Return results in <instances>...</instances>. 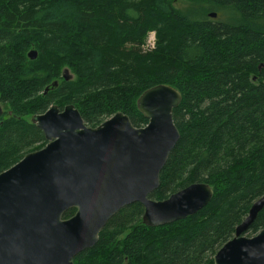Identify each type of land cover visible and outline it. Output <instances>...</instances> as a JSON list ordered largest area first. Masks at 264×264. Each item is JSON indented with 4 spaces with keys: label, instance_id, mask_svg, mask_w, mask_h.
<instances>
[{
    "label": "trees",
    "instance_id": "16d2710c",
    "mask_svg": "<svg viewBox=\"0 0 264 264\" xmlns=\"http://www.w3.org/2000/svg\"><path fill=\"white\" fill-rule=\"evenodd\" d=\"M65 68L73 78L61 79ZM162 83L181 94L179 139L149 197L194 182L213 195L159 226L142 222L140 203L125 206L73 264H214L264 195V0H0V101L11 112L0 118V172L45 144L30 117L52 104H73L89 126L121 111L140 127L136 99ZM263 228L264 206L245 234Z\"/></svg>",
    "mask_w": 264,
    "mask_h": 264
},
{
    "label": "water",
    "instance_id": "95a60500",
    "mask_svg": "<svg viewBox=\"0 0 264 264\" xmlns=\"http://www.w3.org/2000/svg\"><path fill=\"white\" fill-rule=\"evenodd\" d=\"M27 56L32 60L37 51L30 49ZM180 101V92L169 84L147 88L136 99L147 119L140 127L121 111L88 127L72 104L62 110L54 104L32 115L46 143L0 172V264H73L96 244L107 221L135 202L143 206L147 226L185 219L206 206L213 190L203 182L163 200L149 197L179 139L172 111ZM263 206L264 195L218 248L214 264H264V228L245 235ZM73 208L75 213L64 218Z\"/></svg>",
    "mask_w": 264,
    "mask_h": 264
},
{
    "label": "flooded vegetation",
    "instance_id": "af4514ba",
    "mask_svg": "<svg viewBox=\"0 0 264 264\" xmlns=\"http://www.w3.org/2000/svg\"><path fill=\"white\" fill-rule=\"evenodd\" d=\"M64 70H67V72H68L67 75L70 76L67 80L73 78V74H72L68 69L65 68V69H63L62 72H61V76H62V79H63V80H66V79H64V76H63V75H64ZM57 84H58V81H57ZM54 86H56V85H54ZM45 88H46V87H45ZM47 90H48V89H47ZM44 91H45V89H44ZM44 91H43V93L45 94L47 91H46V92H44ZM0 105H1V107H2V109H3V113H2V115L0 116V118H4V117L6 116V114H7V115H10V114H11V112H10L9 110H7V109L4 107V104H3L1 101H0ZM52 105H54V104H52ZM55 105H57V104H55ZM67 105H68V104H67ZM72 105H73V104H72ZM57 106H58V105H57ZM64 106H66V105H64ZM64 106H62V107L58 106V107H59V109L62 110V109L64 108ZM73 106H74V105H73ZM74 107H75V106H74ZM75 108H76V107H75ZM76 109H77V108H76ZM77 110H78V109H77ZM78 111H79V110H78ZM44 112H45V111H44ZM44 112H43V113H44ZM79 113H80V112H79ZM39 114H41V113H39ZM80 115H81V114H80ZM111 116H112V115H111ZM111 116H110V117H111ZM81 117H82V116H81ZM30 118H31V117H30ZM108 118H109V117H108ZM108 118H106V119H108ZM82 119H83V117H82ZM106 119H105V120H106ZM105 120H104V121H105ZM30 121H31V119H30ZM83 122H84V124H85L86 126H88V127H93V126H89V125H87V123H85L84 119H83ZM102 122H103V121H102ZM102 122H101V123H102ZM101 123H99V124H101ZM0 124H1V120H0ZM33 124H34V123H33ZM99 124H98V125H99ZM98 125H96V126H94V127H97ZM43 136H44V135H43ZM44 139H45V138H44ZM45 143H46V140H45ZM44 145H45V144H44ZM44 145H43V146H44ZM40 148H41V147H40ZM38 149H39V148H38ZM36 150H37V149H36ZM33 151H34V150H33ZM74 213H75V211H74ZM74 213H73V214H74ZM73 214H72V215H73ZM142 214H143V213H142ZM72 215H71V216H72ZM71 216H69V217H71ZM69 217H64V218H69ZM141 219H142V216H141ZM79 254H80V253H79ZM79 254H78V255H79ZM73 260H74V258H73Z\"/></svg>",
    "mask_w": 264,
    "mask_h": 264
},
{
    "label": "built area",
    "instance_id": "2783aa9c",
    "mask_svg": "<svg viewBox=\"0 0 264 264\" xmlns=\"http://www.w3.org/2000/svg\"><path fill=\"white\" fill-rule=\"evenodd\" d=\"M145 47L151 49L155 47V33L153 31L149 32L145 39Z\"/></svg>",
    "mask_w": 264,
    "mask_h": 264
},
{
    "label": "rangeland",
    "instance_id": "374dc122",
    "mask_svg": "<svg viewBox=\"0 0 264 264\" xmlns=\"http://www.w3.org/2000/svg\"><path fill=\"white\" fill-rule=\"evenodd\" d=\"M181 3H183V2H176V1H173V4H174L175 7H179ZM144 45H145V42H144V44H143V48H144L145 50H151V49H154V47L151 48V49H148V48L145 47ZM60 77H61V79H62L61 74H60ZM61 79L59 78V80H61ZM113 216H114V215H113ZM245 235L248 236L247 234H245Z\"/></svg>",
    "mask_w": 264,
    "mask_h": 264
}]
</instances>
